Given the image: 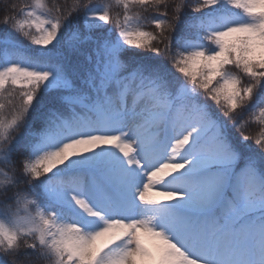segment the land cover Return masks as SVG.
<instances>
[{
  "label": "snow or ice",
  "instance_id": "obj_1",
  "mask_svg": "<svg viewBox=\"0 0 264 264\" xmlns=\"http://www.w3.org/2000/svg\"><path fill=\"white\" fill-rule=\"evenodd\" d=\"M2 23L0 264H264V0Z\"/></svg>",
  "mask_w": 264,
  "mask_h": 264
},
{
  "label": "trees",
  "instance_id": "obj_2",
  "mask_svg": "<svg viewBox=\"0 0 264 264\" xmlns=\"http://www.w3.org/2000/svg\"><path fill=\"white\" fill-rule=\"evenodd\" d=\"M32 0H3V3H0V37L6 35V34H10L17 42H19L21 44L22 47L28 49L30 48L31 46L29 45V42L27 40H25L23 37L19 36V35H16V34H11L10 33V29L8 27H6L2 21L4 19V15H5V5H10V4H18V5H27L29 3H31ZM47 2L51 5L52 3V0H47ZM56 2L58 4H62V5H69L72 3V0H56ZM93 2L95 3H102V2H107V0H93ZM114 12L116 11H119L118 8H114L113 9ZM161 11H163V8H161ZM169 12H170V9H169ZM145 16L147 17H151L153 15H155V13L149 9L148 12L144 13ZM189 15H192V13L190 12L189 10ZM109 27H111V25H109ZM148 30L150 31H154V28L152 27H149ZM241 116L244 118V119H247L248 116L247 114L245 113H242ZM260 130V126L258 124H255V123H249L247 124V126L245 127V130H244V134L246 135H252V136H255ZM22 131V129H21ZM235 131V130H234ZM19 133L18 132H14L13 135H18ZM239 133L237 132V135ZM249 143H252V141H249ZM255 147V145H253Z\"/></svg>",
  "mask_w": 264,
  "mask_h": 264
}]
</instances>
